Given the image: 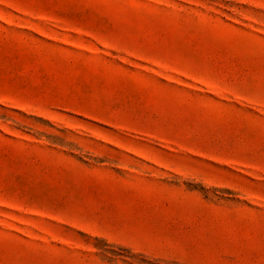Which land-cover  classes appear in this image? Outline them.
<instances>
[{
  "label": "rangeland",
  "instance_id": "rangeland-1",
  "mask_svg": "<svg viewBox=\"0 0 264 264\" xmlns=\"http://www.w3.org/2000/svg\"><path fill=\"white\" fill-rule=\"evenodd\" d=\"M0 264H264V0H0Z\"/></svg>",
  "mask_w": 264,
  "mask_h": 264
}]
</instances>
